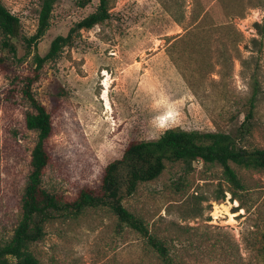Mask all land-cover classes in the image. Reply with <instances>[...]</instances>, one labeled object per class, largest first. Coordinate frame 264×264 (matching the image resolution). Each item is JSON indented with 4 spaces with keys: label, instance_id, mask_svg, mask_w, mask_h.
<instances>
[{
    "label": "rangeland",
    "instance_id": "1",
    "mask_svg": "<svg viewBox=\"0 0 264 264\" xmlns=\"http://www.w3.org/2000/svg\"><path fill=\"white\" fill-rule=\"evenodd\" d=\"M1 1L18 17L22 35H32L40 0ZM242 2L244 16L233 20L243 36L239 58L230 60L221 73L217 66L198 94L166 50L170 38L188 25L192 0H115L109 20L79 31L45 65L33 87L54 127L46 143L51 161L43 186L72 198L80 188L97 185L105 165L120 157L129 141L157 138L170 127L238 136L252 94L257 104L244 141L264 147V0ZM97 3L58 0L37 52L44 55L55 36L66 35ZM198 55L215 59L218 52L203 50ZM29 59L0 65V241L12 235L19 219L18 201L35 142V133L24 126L26 102L18 91L11 92V79L28 70ZM237 170L251 189L249 210L245 206L233 211L238 201L230 199L229 192L224 200L217 199L221 189L228 188L221 168L197 161L167 162L155 180L140 184L123 202L153 232L177 238L173 242L180 249L175 248L187 264H261L250 247V231L258 211L264 213V172ZM226 210L234 220L228 221ZM113 225L114 218L103 210L57 219L46 223L45 236L33 250L41 264H154L143 257V241L137 234L128 230L116 234ZM226 232L238 245L231 263L218 252L207 254V245L215 238L226 244ZM188 236L193 243L199 236L207 241L186 251L182 248Z\"/></svg>",
    "mask_w": 264,
    "mask_h": 264
},
{
    "label": "trees",
    "instance_id": "2",
    "mask_svg": "<svg viewBox=\"0 0 264 264\" xmlns=\"http://www.w3.org/2000/svg\"><path fill=\"white\" fill-rule=\"evenodd\" d=\"M57 1L40 0L36 30L26 37L21 33L18 17L0 0V65L21 63L30 57L28 70L11 79V92L18 91L26 102L24 126L35 133L26 180L18 201L19 219L12 235L0 241V264H41L33 246L43 240L46 223L57 219H75L97 210L106 211L114 218V233L122 234L128 230L137 234L143 241V257L149 258L154 264H187L175 248L180 249L173 242L177 238H164L153 232L144 219L130 211L123 201L133 195L140 184L155 180L163 172L167 162L191 165L197 161L203 166L221 168L222 179L226 181L228 188L221 189L217 199L224 200L226 191L229 192L230 199L238 201V206L233 211H237L238 207H245L251 189L237 169L264 172V147L246 144L244 141L245 133L251 128L257 104L256 95L252 94L246 101L248 108L244 111L238 136L220 130L203 132L170 127L157 138L129 141L121 156L105 165L99 183L80 188L74 197L49 190L43 186L42 180L51 161L46 143L53 134L54 127L49 111L36 98L33 87L40 79L45 65L54 60L63 47L70 45L79 31L91 29L111 18L110 10L115 0H98L91 13L71 26L66 35L55 36L47 52L40 55L37 43L49 28ZM242 3V0H192L188 25L183 28L182 33L172 36L167 42L168 55L195 94L203 88L205 78L217 66L221 73L230 60L239 58L243 36L233 20L244 16L246 7ZM162 4L169 7L165 2ZM19 45L22 46V56H19ZM212 49L218 52L215 59L198 55L203 50ZM227 51L234 55L228 56ZM250 207L251 205L246 206V210ZM253 226L254 229L250 231V247L255 248L260 263L264 264L262 211H258ZM188 238L189 241L182 248L186 251H195L207 241L206 238H198L197 244L192 242L190 236ZM208 247L210 249L207 254L218 252L219 255L226 256V262H235L238 245L229 233L226 232V244L215 238L207 245V249Z\"/></svg>",
    "mask_w": 264,
    "mask_h": 264
},
{
    "label": "bare ground",
    "instance_id": "3",
    "mask_svg": "<svg viewBox=\"0 0 264 264\" xmlns=\"http://www.w3.org/2000/svg\"><path fill=\"white\" fill-rule=\"evenodd\" d=\"M106 108H108V105H106ZM216 207H219V206H216ZM220 208V207H219ZM217 212H219V211H217ZM225 213L228 215V217H229V220L228 221H231V220H234V214L232 213V212H230V211H225ZM215 214V213H214Z\"/></svg>",
    "mask_w": 264,
    "mask_h": 264
}]
</instances>
